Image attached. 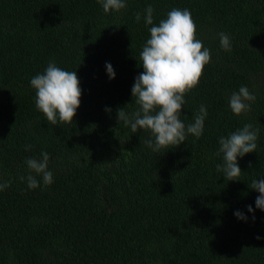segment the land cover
I'll return each instance as SVG.
<instances>
[{
	"label": "trees",
	"instance_id": "16d2710c",
	"mask_svg": "<svg viewBox=\"0 0 264 264\" xmlns=\"http://www.w3.org/2000/svg\"><path fill=\"white\" fill-rule=\"evenodd\" d=\"M125 3L105 13L98 0H0V184L9 185L0 190V264H264V210L250 188L264 179V0ZM149 5L157 26L172 9L189 10L211 55L180 113L187 126L205 106L202 136L160 153L146 145L149 131L117 119L118 109L138 108L131 89L143 72ZM50 62L77 72L82 92L70 124L52 125L35 106L30 81ZM241 86L256 100L236 116L229 98ZM245 124L259 129L258 146L237 158L239 180L227 181L216 170L218 141ZM41 152L48 186L26 164Z\"/></svg>",
	"mask_w": 264,
	"mask_h": 264
},
{
	"label": "clouds",
	"instance_id": "9594fccd",
	"mask_svg": "<svg viewBox=\"0 0 264 264\" xmlns=\"http://www.w3.org/2000/svg\"><path fill=\"white\" fill-rule=\"evenodd\" d=\"M103 11L119 12L126 7L125 0H98ZM154 9L149 5L145 9V25H152L149 29L150 38L146 41L140 53V63L143 72L135 79L131 89L137 110L127 114L123 108L118 109V123L122 121L131 131L145 130L151 133L146 145L153 151L160 153L169 150L170 146L177 147L186 141L188 135L199 139L203 134L204 121L207 116L205 106L201 105L193 122L187 126L181 119V108L185 104L184 96L198 83L203 69L211 60L210 51L204 48L202 42L196 39V25L189 10L172 9L167 18L157 25L153 24ZM136 21L141 20V14L136 13ZM220 46L224 51H231L230 38L225 33H219ZM131 46V45H130ZM109 79L115 78V72L110 63L106 64ZM36 90L35 106L41 111L52 125L72 123L76 111L80 106L81 87L76 71H66L50 62L43 74H37L31 81ZM256 96L250 93L246 86H241L238 92H233L229 98L231 111L240 116L251 110V103ZM111 112V109H106ZM258 128L245 124L228 137L219 138V151L222 154V164L216 165V170L222 172L227 181L239 180L241 168L237 158L255 152L257 148ZM31 145H26L29 150ZM164 151V152H166ZM163 152V153H164ZM41 159L26 160L30 173L40 176L42 183L48 186L53 183V173L48 170L49 154L41 152ZM21 181L25 177H20ZM29 189L39 186L36 176L27 177ZM9 187L0 184V190ZM251 189L257 191L255 205L264 210V179L253 180ZM249 213L254 209L247 208ZM234 215L241 221H247V216L240 211ZM253 221L255 216L252 217ZM257 239H260L257 236Z\"/></svg>",
	"mask_w": 264,
	"mask_h": 264
}]
</instances>
